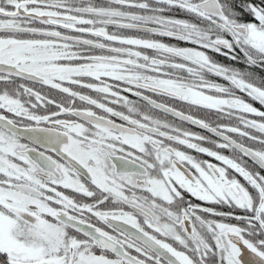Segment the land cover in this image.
Masks as SVG:
<instances>
[{
	"label": "snow or ice",
	"instance_id": "snow-or-ice-1",
	"mask_svg": "<svg viewBox=\"0 0 264 264\" xmlns=\"http://www.w3.org/2000/svg\"><path fill=\"white\" fill-rule=\"evenodd\" d=\"M0 264H264V0H0Z\"/></svg>",
	"mask_w": 264,
	"mask_h": 264
},
{
	"label": "flooded vegetation",
	"instance_id": "flooded-vegetation-1",
	"mask_svg": "<svg viewBox=\"0 0 264 264\" xmlns=\"http://www.w3.org/2000/svg\"><path fill=\"white\" fill-rule=\"evenodd\" d=\"M195 130V129H194Z\"/></svg>",
	"mask_w": 264,
	"mask_h": 264
}]
</instances>
